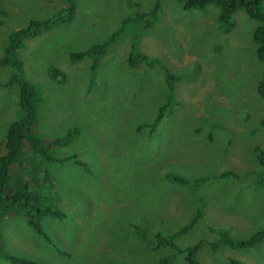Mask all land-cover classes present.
<instances>
[{
  "label": "rangeland",
  "instance_id": "374dc122",
  "mask_svg": "<svg viewBox=\"0 0 264 264\" xmlns=\"http://www.w3.org/2000/svg\"><path fill=\"white\" fill-rule=\"evenodd\" d=\"M131 1L147 11L156 0ZM69 3L73 20L26 38L16 56L22 60L19 79L41 97L31 134L54 141L77 132L47 155L23 146L24 171L14 166L12 172L35 181L27 180L32 196L26 209L0 208V264H13L6 254L41 264H158L173 255L170 264H186L179 250L215 241L214 229L241 239L264 226V187L255 179L263 170L255 150L264 151V99L256 91L262 65L251 36L256 22L238 11L235 30L223 34L216 32L213 6L184 11L175 0H160L156 21L137 30L126 22L134 12L126 0H0L1 48L10 30L47 19ZM111 35L115 40L89 84L91 59L76 61L72 54ZM132 48L147 62L129 65ZM154 59L180 77L173 93ZM50 67L66 80L52 81ZM15 73L13 66H0V84ZM171 98L175 103L157 128L139 130ZM21 117L17 87L0 86V144L7 126ZM74 154L80 164L60 160ZM166 171L190 181L177 185L164 178ZM200 176L207 179L193 185ZM7 182L11 189L10 177ZM199 201L202 216L174 240L177 250H149L133 231L142 226L147 238L178 232ZM31 202L64 216L34 217ZM194 258L198 264H264V240L247 249L205 244Z\"/></svg>",
  "mask_w": 264,
  "mask_h": 264
},
{
  "label": "trees",
  "instance_id": "16d2710c",
  "mask_svg": "<svg viewBox=\"0 0 264 264\" xmlns=\"http://www.w3.org/2000/svg\"><path fill=\"white\" fill-rule=\"evenodd\" d=\"M127 5L133 7L134 12L132 16H128L126 22H134V26L137 30H144L145 28L151 26L153 22L159 16L160 12V0H156L152 7L147 11H141L139 9V3L137 1L126 0ZM182 5L184 11L205 10L209 6H213L216 9V19H217V30L223 34H227L235 30L236 21L234 15L241 11L245 16L252 21L256 22V26L252 31V40L255 43V57L262 65V75L258 82L256 91L258 96L264 99V2L263 0H175ZM67 2V1H65ZM0 14L5 13L0 10ZM75 15V6L73 3H69L65 8H60L54 11V13L43 20H29L25 27L21 29L10 30L6 41V45L3 49L0 46L2 53L0 54V66H13L16 68V73L12 75L7 82L0 84L2 87H17L18 95V105L22 111V117L7 126L4 140L0 144V208L3 204L9 203L10 206L15 207V209H26L28 207V201L31 199V193L28 192L29 181H35V177L31 174L25 175V177L17 178L12 172V168L17 166L19 170L24 171L26 165V160L23 157V146L35 148L40 152L47 155L50 150L65 142L77 132V128L68 131L63 138L55 139L54 141L40 140L31 134V127L35 122L37 115V107L41 102V97L37 93L35 87L28 83L21 81L19 79L20 69L22 66V60L18 58L17 50L23 48L24 40L29 37H34L41 33L42 31H47L53 28L57 24H65L71 22ZM1 25V22H0ZM136 39V38H135ZM115 40V37L111 35L109 38L104 39L100 42L92 44L90 47L86 48L82 52H76L72 54L74 60H83L85 58L91 59V63L88 67L90 73L89 84H92L95 78V72L100 64V59L103 54L108 50L110 42ZM137 40V39H136ZM146 56L132 48L126 58L129 65H136L137 63L147 62ZM151 64L153 66H159L163 72V77L165 78L166 88L173 93L175 82L180 79L179 76L175 74H170L167 67L159 59H154ZM48 76L52 81H56L59 84L63 83L66 78L62 73L56 70L54 67H50L48 70ZM172 98L166 103L160 104L157 108V114L151 123H142L139 125V130L141 127H148L151 131L157 128L159 122L162 120L164 110L168 109L170 105H174ZM264 123V118L262 120ZM41 155V153H38ZM255 157L257 162L261 164L263 170L260 175H256V185L264 187V151L261 149L255 150ZM62 162L73 161L75 164H80L77 156L71 155L60 159ZM12 174V175H11ZM225 175L232 174L231 171H224ZM10 177V182L12 181L13 187L9 189L8 178ZM13 178V180H12ZM164 178L178 183L177 185L183 186V184L188 183L190 180L177 175V173L172 171H166ZM207 179L206 176H200L191 179L193 185L204 182ZM29 180V181H27ZM9 182V183H10ZM32 209L35 210V216L42 215L43 213H49L51 215L62 217L64 216L57 209H51L50 207L40 208L39 205L36 206L31 202ZM202 203L199 201L194 208L193 217L189 220L182 228L173 234H163L162 232L156 231L151 238H147L146 230L142 226L133 225V231L136 235L140 236V239L144 241L145 245L149 250L159 251L176 249L174 245V240L181 234L186 233L197 220L202 216ZM28 215V214H27ZM1 217V216H0ZM33 229L37 231L39 235L46 238V234L43 228L36 224V221H30ZM217 234L215 241L211 243H206L204 241H199L196 244L185 247L182 251L185 254L186 264H198L194 258V255L202 245H207L210 249H215L216 247L223 246L231 249H247L256 246L259 242L264 240V226L251 232L248 236L241 239H233L228 231L225 230H212ZM52 243V242H51ZM177 250V249H176ZM1 252V251H0ZM5 259L13 264H41L35 262L34 260L19 257L16 255L6 254ZM173 255L165 256L160 258L158 264H170L173 260ZM229 264H243L238 260L230 259Z\"/></svg>",
  "mask_w": 264,
  "mask_h": 264
}]
</instances>
